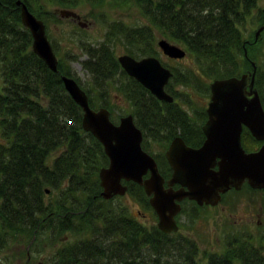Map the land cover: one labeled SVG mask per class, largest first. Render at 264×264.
Instances as JSON below:
<instances>
[{"label":"trees","instance_id":"1","mask_svg":"<svg viewBox=\"0 0 264 264\" xmlns=\"http://www.w3.org/2000/svg\"><path fill=\"white\" fill-rule=\"evenodd\" d=\"M23 1L47 23L31 8L32 0ZM57 1L72 8L91 4V0ZM125 2L138 13L133 22L117 19L118 29L133 44L128 53L151 54L156 39L163 36L182 44L197 62H207L204 69L210 76L212 62H230V67L242 62L245 71L254 60L259 80L264 78V58L263 66L256 64L264 55V0ZM19 9L16 0H0V255L26 263L40 246V251L44 248L48 236L47 243L55 248L46 264H264V244L254 243L249 235L232 233L221 249L200 250L187 234L143 223L126 206H114L100 195L98 169L107 163V155L100 141L82 128V109L63 86L60 72L69 74L68 68L58 58L60 72L53 71L32 50L31 34L21 23ZM55 12L49 10L57 17ZM112 21L106 36L115 31ZM104 42L97 47L82 42L86 48L81 52L87 54L82 62L98 88L105 90L111 84L138 110L147 105L150 113L158 105L171 106L172 115L163 116L168 125L186 121L178 103L158 99L134 77L109 82L112 71L121 68L111 50L106 57L99 54L98 48L107 46ZM173 69L183 73L177 65ZM191 74L201 78L195 69ZM173 82L174 77L169 83ZM257 86L264 101V79ZM89 102L96 105L90 94ZM112 112L111 118L116 117ZM189 127L197 130L195 125ZM184 131L188 132L186 127ZM181 136L188 139L185 133ZM134 185L129 182L130 192ZM65 231L71 239L61 236Z\"/></svg>","mask_w":264,"mask_h":264},{"label":"water","instance_id":"2","mask_svg":"<svg viewBox=\"0 0 264 264\" xmlns=\"http://www.w3.org/2000/svg\"><path fill=\"white\" fill-rule=\"evenodd\" d=\"M16 4L20 8L22 24L31 33L32 50L50 69L57 71V56L47 37L44 21L32 13L25 2L16 0ZM57 11L61 16L78 18L81 26L86 25V21L79 20V13L73 9L60 7ZM262 28L263 25L256 28L255 37ZM157 43L171 57L185 54L184 47L164 37L159 38ZM118 60L129 75L158 98L173 99L164 89L172 72L157 57L147 55L135 58L129 53H121ZM251 63L252 70L210 81L207 118L202 124L205 137L198 146L186 144L180 135L171 139L165 155L172 173L166 180L159 172L154 157L141 147L142 133L135 125L132 114L122 115L117 123L113 122L107 107H92L88 94L76 79L61 73L65 89L82 109V128L101 142L108 156V163L98 169L102 187L100 195L109 198L116 193H125L127 184L122 182V178L137 181L142 184L157 214V227L171 232L178 229L175 215L181 209L180 201L184 197L195 199L198 204H214L221 198L222 192L232 186L240 188L244 181L253 187L264 188V142L250 151H246L240 142L242 124L257 139H264V108L254 86L255 61L251 60ZM215 162L217 168H214ZM147 170L149 175L143 177ZM176 182L179 185L174 187Z\"/></svg>","mask_w":264,"mask_h":264},{"label":"rangeland","instance_id":"3","mask_svg":"<svg viewBox=\"0 0 264 264\" xmlns=\"http://www.w3.org/2000/svg\"><path fill=\"white\" fill-rule=\"evenodd\" d=\"M32 2L31 8L39 12L42 17L47 18L46 33L54 47L56 55L61 60V65L68 68L69 74L73 75L84 89H88L86 90L88 95H92L96 102V105H91L97 107L98 105H102L100 101H106L110 105L111 111L115 112L114 116L116 115V117L112 118L115 122L118 121V117L124 114V112H131L135 124L143 132L142 146L153 154L157 162L159 160L162 174L167 173V168H169L170 172L164 150L174 134H187L188 139L186 141L190 144H195L200 141L201 137L198 135L201 131L200 123L206 118L205 106L210 94V89H206L205 84H208L209 80L213 77L227 76L225 73L228 71L234 70L231 74H239L242 70V62H235V67H230V62H224L222 64L220 62H215V64L212 62L213 67L210 76V73L204 69L207 62L205 64L204 62H197L187 50L183 57L170 58L156 44L151 54L157 56L167 67L172 69V75L170 77H174L175 82L170 84V78L165 84V88L173 93L172 102L175 100L178 103L177 108H179L184 120L186 119L182 123L175 120L168 125L166 120L164 121L163 116L167 112H170L172 115L171 106L166 109L161 107L163 104L161 106L158 105V108L151 113L146 111L147 105H144L145 107L138 110L128 98L126 99L120 96L121 94L116 91L114 86L112 88L111 84L105 85V90L101 87L98 88L92 77L93 75L82 62L87 57L86 53L81 52L85 46L82 42L85 41H90L91 46L97 47L100 41L105 40L104 43L108 48L107 46L102 49L98 48L99 54L103 57H106L108 51L111 50V53L117 59L118 54L123 52L128 53L126 50L134 49L131 48L133 46L131 41H128L123 36L122 31L118 29L120 24L117 22V19L127 23L135 21L138 13L128 5L129 2H125V0H91V4L88 3L84 7H77L76 10L81 15L79 20L86 21L85 26H81L75 19L69 16L56 17L51 15L49 10L58 9L62 5L57 0H32ZM112 19V24H115V31L111 36H106L108 24ZM254 26L255 24L251 26V30L255 28ZM155 33H159L157 29H155ZM254 38L257 39L255 34ZM173 42L178 43L176 41ZM257 44L260 45L259 42ZM261 50H264L263 46H261ZM138 56L141 57L143 55ZM263 58L264 55L261 54L260 61H256L257 66H263ZM174 65L181 68L183 73L175 72L173 69ZM119 68L121 70L112 71L109 75L111 76L108 79L109 82L115 81L116 78V82H121V80L127 78V73L124 69L121 66ZM191 69H195L197 74H201V78H197L194 74H191ZM100 72L102 73L103 71L100 70ZM119 74L121 75L119 76ZM105 79L107 80V78ZM263 79V76H261V82ZM260 80L256 71L254 85L258 93L257 84L260 83ZM259 96L264 108V101L260 93ZM146 102L149 103L148 98H146ZM193 125L197 126L196 131L192 127H189ZM184 127L187 128L188 132L184 131ZM243 135L245 148L252 149L257 147L258 143L255 140H251L248 134L246 135V131ZM103 163L106 164V161ZM137 185L135 183L133 186V192L116 195L107 200L113 203L114 206H126L127 210H130L128 212L136 215L141 222L154 224L156 222V214L152 211L153 208L150 207L147 198H145L146 196L143 197L141 186L139 187ZM176 221L179 224V232L194 237L201 250L206 248L212 250L221 249L227 236L232 233L249 235L251 237L250 240L254 243L264 244V189L253 188L248 185L237 190L234 188L228 189L221 199L209 205H198L195 201L185 198L182 201V208L176 214ZM61 236H64V233ZM47 240L48 236L46 241H43L45 244L44 248L41 251L39 250L41 246L38 250L36 249L37 251H35L31 259L26 261V263L18 257H14L9 261L0 255V264H46L50 260V256L55 248L54 244L52 250ZM55 243L57 244L58 241Z\"/></svg>","mask_w":264,"mask_h":264},{"label":"flooded vegetation","instance_id":"4","mask_svg":"<svg viewBox=\"0 0 264 264\" xmlns=\"http://www.w3.org/2000/svg\"><path fill=\"white\" fill-rule=\"evenodd\" d=\"M200 128H201V131L198 133V135L201 137L200 138V141L198 142V143H195V144H190V143H187V144H189V145H191V146H198V145H200L201 144V142L203 141V139H204V137H205V135H204V133H203V131H202V127H201V125H200ZM244 128H245V130H244ZM246 131V135L248 134V136H249V138L251 139V140H255V142L256 143H258V145H257V147L256 148H252V149H247V148H245V146H244V144H243V142H245V139H244V132ZM254 138V139H253ZM170 141V140H169ZM240 142H241V145H242V147L246 150V151H250V150H255V149H257L263 142H264V139H257L252 133H251V131L249 130V128L245 125V124H242V126H241V131H240ZM168 144H169V142H168ZM168 144H167V146H168ZM167 148V147H166ZM165 148V149H166ZM166 159H167V157H166ZM217 159H218V157H217ZM167 162H168V164H169V167H170V172H169V175L171 174V172H172V168H171V165H170V163H169V161H168V159H167ZM217 166H218V164H217V162H215V165H214V168H217ZM149 175V174H148ZM147 175V176H148ZM163 175H165V176H169L168 175V173H165V174H163ZM164 176V177H165ZM165 179H166V177H165ZM165 184H166V182H165ZM250 186L248 183H247V181H244L243 183H242V185H241V187H243V186ZM176 186V185H175ZM240 187V188H241ZM250 187H252V186H250ZM232 188H234V187H231L230 189H232ZM239 188V189H240ZM253 188H259V187H253ZM229 189V190H230ZM234 189H236V188H234ZM262 189H264V188H262ZM237 190V189H236ZM263 191V190H262ZM226 192V191H225ZM224 192V193H225ZM223 193V194H224ZM222 198V197H221ZM205 205H209V204H205Z\"/></svg>","mask_w":264,"mask_h":264},{"label":"bare ground","instance_id":"5","mask_svg":"<svg viewBox=\"0 0 264 264\" xmlns=\"http://www.w3.org/2000/svg\"><path fill=\"white\" fill-rule=\"evenodd\" d=\"M21 2H24L23 0H20ZM20 4V3H19ZM26 4V3H25ZM27 5V4H26ZM27 7H28V5H27ZM28 9L32 12V13H34L33 12V10H31L29 7H28ZM35 14V13H34ZM36 15V14H35ZM37 16V15H36ZM37 17H39V16H37ZM51 46H52V48H53V50H54V47H53V45H52V43H51ZM85 48H86V46H84ZM88 48V47H87ZM54 52H55V50H54ZM88 100H89V96H88ZM101 106H105V107H107L106 105H101ZM108 108V107H107ZM167 170V173L169 174V168H167L166 169ZM149 197V196H148ZM178 222V221H177ZM156 223H157V217H156V222H155V226H157L156 225ZM179 225V224H178ZM177 232H179V230L177 229L176 230ZM176 231H172V232H176ZM48 232V231H47ZM34 237V236H33ZM33 237L31 238V239H33ZM187 237L189 238V239H191V240H194L195 242H196V239L194 238V237H191L190 235H187ZM64 238H65V240L66 239H71L72 238V236H71V234L68 232V231H65V234H64ZM45 242V241H44ZM199 248V247H198ZM200 249V248H199ZM201 250V249H200Z\"/></svg>","mask_w":264,"mask_h":264}]
</instances>
